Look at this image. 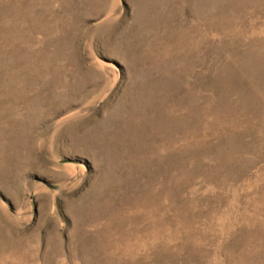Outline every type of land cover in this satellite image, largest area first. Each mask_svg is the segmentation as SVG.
<instances>
[{"label":"rangeland","instance_id":"rangeland-1","mask_svg":"<svg viewBox=\"0 0 264 264\" xmlns=\"http://www.w3.org/2000/svg\"><path fill=\"white\" fill-rule=\"evenodd\" d=\"M0 264H264V0H0Z\"/></svg>","mask_w":264,"mask_h":264}]
</instances>
